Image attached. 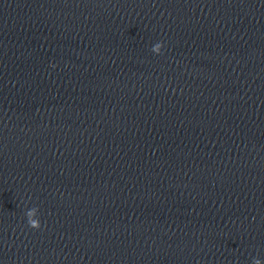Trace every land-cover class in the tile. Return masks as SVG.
<instances>
[{
  "label": "clouds",
  "instance_id": "9594fccd",
  "mask_svg": "<svg viewBox=\"0 0 264 264\" xmlns=\"http://www.w3.org/2000/svg\"><path fill=\"white\" fill-rule=\"evenodd\" d=\"M162 47H163L162 42H157L156 44L153 45L151 51L155 54H160ZM38 213H39V209L38 207L35 206L27 209V211L25 212V216L27 217V224L31 229L38 230L41 228V223L38 218ZM253 264H261L260 259L254 258Z\"/></svg>",
  "mask_w": 264,
  "mask_h": 264
}]
</instances>
